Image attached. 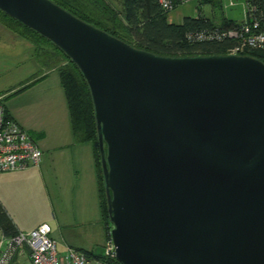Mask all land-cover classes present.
I'll return each mask as SVG.
<instances>
[{"label":"water","instance_id":"water-1","mask_svg":"<svg viewBox=\"0 0 264 264\" xmlns=\"http://www.w3.org/2000/svg\"><path fill=\"white\" fill-rule=\"evenodd\" d=\"M0 11L89 88L119 264H264V64L141 51L50 0Z\"/></svg>","mask_w":264,"mask_h":264},{"label":"crops","instance_id":"crops-1","mask_svg":"<svg viewBox=\"0 0 264 264\" xmlns=\"http://www.w3.org/2000/svg\"><path fill=\"white\" fill-rule=\"evenodd\" d=\"M196 4H190V2ZM219 7L217 16L212 8ZM202 15L215 25L241 23L245 0H219L198 6L188 0L168 12L170 23ZM14 53L0 58V97L11 117L42 152L39 166L0 173V204L18 232L41 224L63 253L67 248L104 253L108 241L103 221L100 187L91 143H78L73 133L65 91L56 71L48 70L34 55L33 46L13 35ZM12 50L10 49V52ZM31 78H41L10 96Z\"/></svg>","mask_w":264,"mask_h":264},{"label":"trees","instance_id":"trees-1","mask_svg":"<svg viewBox=\"0 0 264 264\" xmlns=\"http://www.w3.org/2000/svg\"><path fill=\"white\" fill-rule=\"evenodd\" d=\"M80 20L101 29L109 35L123 41L133 48L146 51L154 55L165 57H192L227 55V51L235 46V41L224 39L189 41L187 35L200 32L214 33L233 28L238 23L223 21L215 25L210 19L202 16L185 17L181 24L170 23L168 12L161 9L159 0H119L120 8H116L106 0H50ZM174 8L181 5L178 0H170ZM198 6L205 4L214 6L219 0H197ZM255 8L258 16L261 0H245ZM170 12V11H169ZM2 26L25 41L34 50V55L48 70L57 72L60 83L65 91L70 112L74 136L78 143H91L94 150L101 197L103 221L106 226L108 240H110L111 223L108 219L105 193L103 188L96 123L89 88L77 66L53 43L40 36L33 30L12 19L0 11ZM260 31L264 32V20H260ZM243 55L256 59L264 64V51L253 50ZM41 78H31L19 89L10 94H18L38 82ZM18 234L12 220L0 204V235L5 239H12ZM83 252V251H81ZM92 258L90 252H83ZM18 251L11 255L7 264H12ZM2 257V255H0ZM95 259L104 260L102 255ZM3 263V262H2ZM0 261V264H2ZM110 264H119L116 260ZM5 264V263H3Z\"/></svg>","mask_w":264,"mask_h":264},{"label":"built area","instance_id":"built-area-1","mask_svg":"<svg viewBox=\"0 0 264 264\" xmlns=\"http://www.w3.org/2000/svg\"><path fill=\"white\" fill-rule=\"evenodd\" d=\"M181 4L188 0H178ZM246 17L237 26L221 32H200L187 35L189 41L224 39L235 41V46L227 51L230 55H243L253 50L264 51V32L260 31V20H264V0L261 9L255 15V8L246 3ZM161 9L169 12L174 9L170 0H159ZM42 152L27 133L6 113V108L0 97V173L23 171L39 166ZM51 230L47 224H41L29 232H18L8 239L5 254L26 251L31 264H110L116 260L111 240L104 246V260L89 258L83 252L67 248L63 253L57 250L55 240L50 236ZM4 239V238H2Z\"/></svg>","mask_w":264,"mask_h":264},{"label":"rangeland","instance_id":"rangeland-1","mask_svg":"<svg viewBox=\"0 0 264 264\" xmlns=\"http://www.w3.org/2000/svg\"><path fill=\"white\" fill-rule=\"evenodd\" d=\"M106 1L114 5L116 8H120L119 0H106ZM190 4H196V3L193 1L190 2ZM212 10L215 12L217 16L220 14L219 7L212 8ZM13 35L14 34L6 30L0 23V58H2V56H5L8 53H14L13 49L15 48L16 49L18 48L19 50V46H12L11 41L14 42V39L12 38L14 37ZM10 49L12 50L11 52ZM3 82L4 80L0 78V84ZM2 238L3 237L0 235V255H2V257L0 256V261L1 263L3 262L7 264L11 258V255L9 253L5 254V250L7 246L5 242L8 239L5 238L2 239ZM12 264H31L27 257L26 251L23 250L21 252H18L17 257Z\"/></svg>","mask_w":264,"mask_h":264}]
</instances>
